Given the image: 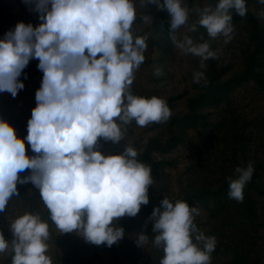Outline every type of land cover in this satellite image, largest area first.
<instances>
[{
  "label": "clouds",
  "instance_id": "1",
  "mask_svg": "<svg viewBox=\"0 0 264 264\" xmlns=\"http://www.w3.org/2000/svg\"><path fill=\"white\" fill-rule=\"evenodd\" d=\"M30 2V0H25ZM42 21L37 26L18 22L0 39V92L13 97L24 83L18 79L31 58L43 71L36 91V106L27 123V136H17L13 126L0 119V211L13 195L17 182H31L60 233L75 232L86 241L111 246L124 235L114 221L135 216L149 202L153 184L151 167L137 159L127 145L120 153H102L98 138L118 143L133 120L139 126L167 121L171 115L165 99L139 96L131 91L134 70L144 61L146 38L134 36L133 0H31ZM166 8L170 14V38L185 54L204 61L215 57L208 42H196L175 32L188 21L184 0H144ZM264 4V0H258ZM247 12L246 0H217L199 10L198 24L208 36L231 39L232 11ZM264 17V10L260 12ZM149 16H145L148 19ZM190 31H196V24ZM156 74H161L156 69ZM204 78L193 73L194 82ZM25 139L36 155L26 153ZM30 169L29 175L19 173ZM254 168L237 166L229 181L228 196L244 198L243 189ZM235 177V178H234ZM196 206L164 197L150 219L154 244L162 248L160 264H210L216 237L205 235L194 222ZM11 242L0 232V252L12 253V264H52L46 254L49 225L39 214L25 213L10 222ZM148 236L139 233L142 246Z\"/></svg>",
  "mask_w": 264,
  "mask_h": 264
},
{
  "label": "rangeland",
  "instance_id": "2",
  "mask_svg": "<svg viewBox=\"0 0 264 264\" xmlns=\"http://www.w3.org/2000/svg\"><path fill=\"white\" fill-rule=\"evenodd\" d=\"M217 0H184L188 21L175 32L196 42H208L215 57L204 61L185 54L170 38L167 9L133 0L136 19L131 31L146 38L144 61L134 70L130 86L135 95H153L166 100L171 115L167 121L139 126L134 120L118 143L98 138L102 153H120L131 144L137 159L151 167L153 184L148 186L149 202L135 216L124 215L114 223L125 235L108 246L86 241L75 232L60 233L50 219L39 189L30 181L17 182L13 195L0 211V232L14 238L10 222L25 213L39 214L49 225L48 249L52 264H160L162 248L154 244L150 219L164 197L184 200L199 209L195 223L205 235L216 237L210 264H264V4L246 0L247 12L232 11L231 39L208 36L198 24L199 10L215 6ZM25 0H0V39L18 22L34 27L42 21ZM145 16H149L145 19ZM196 24V31H190ZM31 58L18 77L24 83L15 97L0 92V119L10 123L17 136H27V123L36 106V91L42 86L43 71ZM160 69L161 74H156ZM204 78L194 82L193 73ZM26 153L36 155L25 139ZM253 164V174L243 189L244 198L228 196V176L237 166ZM30 169L19 173L29 175ZM235 178V177H234ZM139 233L148 236L140 246ZM0 264H12L9 250L0 252Z\"/></svg>",
  "mask_w": 264,
  "mask_h": 264
}]
</instances>
